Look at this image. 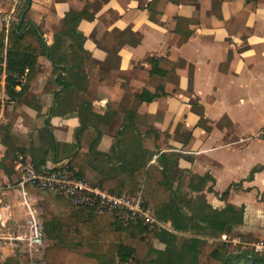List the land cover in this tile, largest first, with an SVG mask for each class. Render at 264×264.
<instances>
[{
	"label": "crops",
	"instance_id": "0c3cea01",
	"mask_svg": "<svg viewBox=\"0 0 264 264\" xmlns=\"http://www.w3.org/2000/svg\"><path fill=\"white\" fill-rule=\"evenodd\" d=\"M28 10L51 58L37 59L20 96L2 89L0 186L16 184V154L37 165L48 152L39 170L77 156L74 170L91 187L133 194L160 155H176V193L217 211L244 208L233 235L264 241V143L252 140L264 125V0H30ZM70 13L79 16L75 26L65 24ZM150 60L173 71L153 75ZM143 93L155 99L141 102ZM46 122L69 146L67 158L54 159ZM26 192L42 211L76 212L59 196ZM20 203L18 190H0L8 228L25 219ZM119 217L107 218L115 224ZM158 223L179 240L191 237ZM54 241L46 234V248ZM149 244L165 250L154 232Z\"/></svg>",
	"mask_w": 264,
	"mask_h": 264
},
{
	"label": "trees",
	"instance_id": "16d2710c",
	"mask_svg": "<svg viewBox=\"0 0 264 264\" xmlns=\"http://www.w3.org/2000/svg\"><path fill=\"white\" fill-rule=\"evenodd\" d=\"M29 5L30 0H27L19 12L18 22L11 27L7 36V91L12 97H18L28 90L27 84L21 93L15 94V77L28 69L29 83L36 77L37 59L41 55L50 57L39 28L26 20ZM77 18L79 19L78 15L70 13L65 19V24L72 20L75 26ZM71 31L75 34V28ZM3 43L4 34L1 32L0 55L4 50ZM164 63L168 62L150 60L151 74L164 76L172 72V67H163ZM138 99L141 102H151L155 96L143 93ZM45 131L54 149V159L57 160L60 152L62 157L67 158L69 146L56 142L48 122L45 123ZM47 154L48 152L44 153L40 163L45 162ZM175 157L177 156L160 155L157 167L146 168L144 176H141L142 184L136 192L141 194L148 206L150 203H156L151 212L157 221L170 223L175 232L191 235L185 243L180 245L176 235L159 229L154 235L165 246V250L153 251L149 244L152 234L148 233L144 237L145 229L141 225H129L124 229L120 217L115 219V224H110L106 216L85 218L83 212L76 211L73 217L61 218L45 210L43 221L46 234H53L55 237L54 243L45 249V264H115L116 258L119 264H197L201 254L199 246L204 243L205 233H209L214 239L223 235L232 236L234 230L243 224L244 208L236 209L226 205L223 211H217L201 198L188 199L176 193L173 190L174 170L177 168ZM77 158L74 156L67 164L71 170H74V161ZM39 164L35 165L37 169ZM76 174L83 178L80 172ZM227 194L228 191L223 197ZM76 245H79V248H75ZM213 247L205 264H264V257L250 250H247L249 253H241L238 256H226L223 252L224 246L214 244ZM153 255L154 259L147 262Z\"/></svg>",
	"mask_w": 264,
	"mask_h": 264
},
{
	"label": "built area",
	"instance_id": "2783aa9c",
	"mask_svg": "<svg viewBox=\"0 0 264 264\" xmlns=\"http://www.w3.org/2000/svg\"><path fill=\"white\" fill-rule=\"evenodd\" d=\"M26 1L0 0V23L4 34V50L0 55V126L3 124V105L8 101L2 97V89L7 86V36L11 27L18 22L19 12ZM28 75L29 70L25 69L22 75L15 77L14 90L21 91L28 84ZM252 140L264 143V125ZM13 164L17 182L9 188L19 191L25 219L13 228L14 231H10L6 223L0 221V252L8 249L13 256L18 253L26 255L32 261L31 264H45V226L40 210L28 199V188L62 197L74 211L83 212L85 218L120 216L124 229L129 225H141L145 229L144 237L161 227L139 192L113 194L99 187H91L68 166L48 171L39 170L28 154H17ZM227 239V236L221 237L222 242H227ZM232 243L242 246V250H250L264 257V241L246 243L234 239Z\"/></svg>",
	"mask_w": 264,
	"mask_h": 264
},
{
	"label": "rangeland",
	"instance_id": "374dc122",
	"mask_svg": "<svg viewBox=\"0 0 264 264\" xmlns=\"http://www.w3.org/2000/svg\"><path fill=\"white\" fill-rule=\"evenodd\" d=\"M9 187L10 186H8L6 184L5 185H2L1 186V190L5 191V192L6 191H12V188H9ZM42 194H45V193H42ZM150 208H152V207H150ZM43 211H45V210H43ZM43 211L40 210V212L42 214V220H43ZM44 226H45V232H46V225H45V223H44ZM13 228L10 227L9 230L10 231H14ZM236 238L237 237L235 235H232V236L228 237L227 242H222L220 238H215V239H218V240H215L214 237L211 236L209 233H205L203 235L204 243L201 246H199V249L201 251V254L199 256V262L197 264H205L206 263V259H207L208 255L214 249V247H213L214 244H216V245L219 244L220 246H224L223 252L226 253V256L227 255L238 256L241 253H243V254L244 253H249V252H247V250H242V246L236 245V244H233L232 243V240H234ZM188 239H189V237H187V238H183V237L180 238L179 244L182 245ZM0 248H1V246H0ZM31 262L32 261L26 255H22V254H19L18 253V255L13 256L8 251V249H4L3 251L0 252V264H31Z\"/></svg>",
	"mask_w": 264,
	"mask_h": 264
}]
</instances>
